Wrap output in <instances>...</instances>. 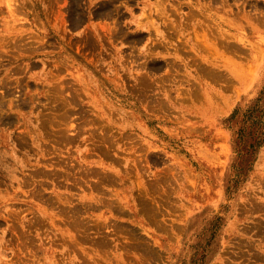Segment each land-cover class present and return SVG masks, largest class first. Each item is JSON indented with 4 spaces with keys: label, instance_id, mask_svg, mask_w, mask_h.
I'll return each mask as SVG.
<instances>
[{
    "label": "rangeland",
    "instance_id": "rangeland-1",
    "mask_svg": "<svg viewBox=\"0 0 264 264\" xmlns=\"http://www.w3.org/2000/svg\"><path fill=\"white\" fill-rule=\"evenodd\" d=\"M0 264H264V0H0Z\"/></svg>",
    "mask_w": 264,
    "mask_h": 264
}]
</instances>
